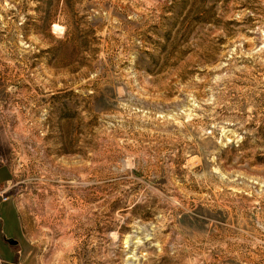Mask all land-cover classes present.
Segmentation results:
<instances>
[{"label": "rangeland", "instance_id": "374dc122", "mask_svg": "<svg viewBox=\"0 0 264 264\" xmlns=\"http://www.w3.org/2000/svg\"><path fill=\"white\" fill-rule=\"evenodd\" d=\"M0 194V264H264V0H0Z\"/></svg>", "mask_w": 264, "mask_h": 264}, {"label": "water", "instance_id": "95a60500", "mask_svg": "<svg viewBox=\"0 0 264 264\" xmlns=\"http://www.w3.org/2000/svg\"><path fill=\"white\" fill-rule=\"evenodd\" d=\"M8 243L11 244V245H16V242L12 241V240H9Z\"/></svg>", "mask_w": 264, "mask_h": 264}, {"label": "built area", "instance_id": "2783aa9c", "mask_svg": "<svg viewBox=\"0 0 264 264\" xmlns=\"http://www.w3.org/2000/svg\"><path fill=\"white\" fill-rule=\"evenodd\" d=\"M1 195V194H0ZM4 200H5V198H4Z\"/></svg>", "mask_w": 264, "mask_h": 264}]
</instances>
